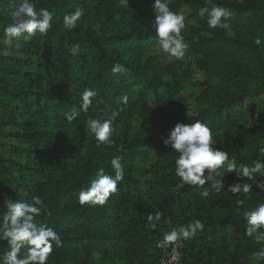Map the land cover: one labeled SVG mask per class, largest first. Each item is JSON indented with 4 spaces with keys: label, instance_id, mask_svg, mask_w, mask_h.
<instances>
[{
    "label": "trees",
    "instance_id": "16d2710c",
    "mask_svg": "<svg viewBox=\"0 0 264 264\" xmlns=\"http://www.w3.org/2000/svg\"><path fill=\"white\" fill-rule=\"evenodd\" d=\"M33 2L55 13L53 27L17 49L3 42V27L19 0H0V52H9L0 55V215L9 200L43 198L48 211L36 222L62 241L47 264H161L164 234L196 219L203 231L177 240L184 264H264L253 256L261 245L244 235L242 213L264 203V191L227 173L224 187L216 192L206 184L203 197L202 188L175 175L178 153L163 143L177 123L199 120L238 165L264 159V0H170V10H188L183 60L156 46L154 0ZM217 5L232 13L234 36L199 16L201 7ZM77 7L84 16L69 30L63 17ZM116 63L127 70L114 74ZM86 88L97 96L85 113L79 107ZM73 112L79 116L69 121ZM89 119H112L113 143L98 144L86 130ZM8 137L16 143H2ZM114 157L125 169L118 191L102 206L81 205L80 191L101 167L114 176ZM236 183H253L252 192H230ZM157 212L161 218L149 221ZM7 246L0 241V255Z\"/></svg>",
    "mask_w": 264,
    "mask_h": 264
},
{
    "label": "clouds",
    "instance_id": "9594fccd",
    "mask_svg": "<svg viewBox=\"0 0 264 264\" xmlns=\"http://www.w3.org/2000/svg\"><path fill=\"white\" fill-rule=\"evenodd\" d=\"M211 0H204L205 5ZM170 0H154L153 11L155 19L152 28L156 35V46L177 60H183L186 56L189 44L185 42L182 32L186 29V17L183 12H174L169 7ZM4 11L0 8V12ZM55 13L46 7L37 8L33 0H19L11 12V21L3 27V42L9 47H21V41H29L37 35H47L53 27ZM207 15V25L211 29H224L226 35L234 36L230 24L232 13L222 7L207 6L199 9V16ZM84 16V10L77 7L63 17L64 26L72 30ZM99 30L100 25H94ZM260 37L255 39L257 45L261 44ZM0 55L8 56L9 52L4 49ZM191 59V57H189ZM127 69L124 65L116 63L112 72L121 73ZM97 93L89 88L83 90L80 103V111L87 112L93 106ZM122 103L127 104L129 97H121ZM79 116V112H73L67 116L69 121ZM112 119H89L86 130L91 131L98 144L113 143L111 137L115 131ZM165 146H171L178 157L175 160V175L183 184L199 186L203 189L201 196H209V188L216 192L223 187V177L227 173H236L238 178H247L253 181L256 187L264 191V180H257L256 174L264 177V159L258 155L251 167L245 164H237L235 155L231 158L228 151L217 148L213 139V131L204 123L197 120L192 124L177 123L170 130L167 138H163ZM264 155V149L259 150ZM111 168L114 176L105 173L104 168L96 172L90 186L79 193L81 205H104L109 198L118 191V184L124 179L125 169L120 157L111 160ZM207 173V174H205ZM253 183H236L229 187L234 194L243 193L246 196L252 192ZM237 205L243 206L245 200H237ZM7 211L0 217V241H8V251L0 255V264H47L53 252V246L62 244L60 234L52 227L36 222V218L48 209L39 195L31 198V202L23 199L9 200L6 203ZM248 221V227L244 235L251 237L261 247L253 253L257 260L264 261V203L242 212ZM159 220L161 214L149 215L148 220ZM204 224L196 219L187 225L173 228L164 234V242L171 243L177 240H187L196 236L198 231H203Z\"/></svg>",
    "mask_w": 264,
    "mask_h": 264
},
{
    "label": "built area",
    "instance_id": "2783aa9c",
    "mask_svg": "<svg viewBox=\"0 0 264 264\" xmlns=\"http://www.w3.org/2000/svg\"><path fill=\"white\" fill-rule=\"evenodd\" d=\"M159 248L163 251L161 264H184L180 257V251L183 248V243L177 241L172 247L166 243H161Z\"/></svg>",
    "mask_w": 264,
    "mask_h": 264
},
{
    "label": "rangeland",
    "instance_id": "374dc122",
    "mask_svg": "<svg viewBox=\"0 0 264 264\" xmlns=\"http://www.w3.org/2000/svg\"><path fill=\"white\" fill-rule=\"evenodd\" d=\"M181 12H183V14L185 15V17H187V15H188V10L185 8V9H183ZM199 78L202 80L203 79V76H199ZM116 116V114H112L110 117L111 118H114ZM137 123H139L138 121H135V124H137ZM9 130V129H8ZM2 143H4V144H15L16 143V141H14L12 138H10V137H8V138H6V139H3L2 140Z\"/></svg>",
    "mask_w": 264,
    "mask_h": 264
}]
</instances>
